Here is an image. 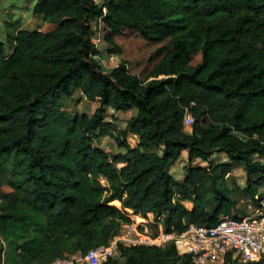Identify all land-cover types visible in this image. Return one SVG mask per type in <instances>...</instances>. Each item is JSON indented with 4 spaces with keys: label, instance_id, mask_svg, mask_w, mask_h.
<instances>
[{
    "label": "trees",
    "instance_id": "trees-1",
    "mask_svg": "<svg viewBox=\"0 0 264 264\" xmlns=\"http://www.w3.org/2000/svg\"><path fill=\"white\" fill-rule=\"evenodd\" d=\"M32 16L55 28L10 21L0 39V264L86 254L133 215L151 213L165 232L181 233L261 207L264 0H35ZM123 30L157 45L143 79L122 60ZM96 31L112 68L98 62ZM82 100L90 115L68 110ZM107 110L131 112L125 129L105 121ZM107 136L125 152L99 147ZM182 151L177 181L169 169ZM214 153L227 161L192 166ZM118 251L103 264H192L172 244ZM223 264L241 263L229 254Z\"/></svg>",
    "mask_w": 264,
    "mask_h": 264
},
{
    "label": "built area",
    "instance_id": "built-area-1",
    "mask_svg": "<svg viewBox=\"0 0 264 264\" xmlns=\"http://www.w3.org/2000/svg\"><path fill=\"white\" fill-rule=\"evenodd\" d=\"M191 123V117L185 115L184 126L189 128ZM169 244L178 255L189 256L192 264H223L229 254L241 264L254 259L264 264V199L260 208L249 207V214L241 220L225 216L214 226L191 224L181 233L165 232L151 213L145 217L133 215L107 246L47 264H103L119 258L118 245L163 249Z\"/></svg>",
    "mask_w": 264,
    "mask_h": 264
},
{
    "label": "rangeland",
    "instance_id": "rangeland-1",
    "mask_svg": "<svg viewBox=\"0 0 264 264\" xmlns=\"http://www.w3.org/2000/svg\"><path fill=\"white\" fill-rule=\"evenodd\" d=\"M0 39L4 40L7 36V30H5L4 23L15 21L18 23L20 28L36 30L39 29L42 32H48L55 28L53 25L45 24L38 20L37 18H33L32 16V5L33 1L28 0H0ZM96 26V25H94ZM11 29V28H9ZM97 29V28H96ZM98 31V30H97ZM96 31V35L93 38L94 43L96 44L97 49L100 52V57L98 58L99 64L106 69L112 68L116 65V59H112L111 57L106 56V44L103 41V35L100 32ZM115 42L121 48V56L122 60L127 63L128 70L131 74L144 78L145 74L149 71L150 67L147 64V59L149 55L153 52V50L157 47L156 44L149 43L144 41L139 37V35L135 31L123 30L122 33L115 37ZM199 52L193 54L190 65L194 66L199 63ZM162 78V77H160ZM69 111H77L78 113L85 112L90 115L94 110L92 104L82 100L80 103L71 101L69 102ZM131 112H112L108 110L105 115V121L112 122L116 124L119 128H124L126 126V121L130 117ZM133 141V140H132ZM128 142H130V138L128 137ZM98 146L101 147L106 152L111 151H121V149L117 148L112 138L107 136L101 138L97 142ZM132 144V142H131ZM135 144V142H134ZM183 157L185 156L182 153ZM185 159V157H184ZM223 154H213L210 157L212 162H221L223 161ZM186 160L178 159L174 164L172 169V175L176 179H180L183 174V166L185 165ZM197 164L205 165L204 162L200 160L197 161ZM240 172V171H239ZM241 173V172H240ZM237 176L238 183L242 185L243 181L238 176V172H235ZM102 184L106 185V182L102 180Z\"/></svg>",
    "mask_w": 264,
    "mask_h": 264
},
{
    "label": "crops",
    "instance_id": "crops-1",
    "mask_svg": "<svg viewBox=\"0 0 264 264\" xmlns=\"http://www.w3.org/2000/svg\"><path fill=\"white\" fill-rule=\"evenodd\" d=\"M28 1H33V3H34V1L35 0H28ZM1 2V1H0ZM33 6V5H32ZM108 111V110H107ZM112 111V110H111ZM112 112H114V111H112ZM107 113V112H106ZM129 138H130V142H128V144L130 145V147L132 148V147H134L135 146V144H136V139L135 138H133V137H131V136H128ZM133 140V141H132ZM131 142H132V144H131ZM134 142H135V144H134ZM119 149H121V148H119ZM111 151V150H110ZM117 152H121V153H124L125 152V150L124 149H121V151H117ZM182 153H184V157H185V159H184V157L182 156L183 154ZM215 154V153H214ZM217 154H219V153H217ZM181 158V160H186V151H182L181 152V154H180V157H179V159ZM224 158H225V155H224ZM200 159H196V160H194L193 162H192V166L193 167H201V168H206L207 166H208V163L209 162H212V160H208L207 162H205V161H202V160H200L201 162H204L205 163V165H200V164H197V161H199ZM227 161V159L225 158L223 161H221V162H213V163H223V162H226ZM259 161H261V162H263L264 163V158H262V159H259ZM186 164V163H185ZM174 166V165H173ZM172 169H173V167H171L170 169H169V174L175 179V180H177V181H181L182 180V178H183V174H182V177L180 178V179H176L173 175H172ZM241 173H240V172ZM235 172H238V176L240 177V179L243 181V183H242V185H240L239 183H238V180L236 179V181H237V183L239 184V186L240 187H243L244 186V173L242 172V170L241 169H239V168H237V169H234L233 171H232V175L235 177V178H237V176L235 175ZM262 193H264V186L263 187H261L260 189H259ZM184 205H185V207L187 208V209H190V204L189 203H184Z\"/></svg>",
    "mask_w": 264,
    "mask_h": 264
}]
</instances>
